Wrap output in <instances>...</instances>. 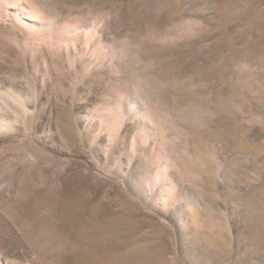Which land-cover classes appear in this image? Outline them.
Returning a JSON list of instances; mask_svg holds the SVG:
<instances>
[{"label":"rangeland","instance_id":"obj_1","mask_svg":"<svg viewBox=\"0 0 264 264\" xmlns=\"http://www.w3.org/2000/svg\"><path fill=\"white\" fill-rule=\"evenodd\" d=\"M16 6L0 1L6 262L264 264V0Z\"/></svg>","mask_w":264,"mask_h":264},{"label":"bare ground","instance_id":"obj_2","mask_svg":"<svg viewBox=\"0 0 264 264\" xmlns=\"http://www.w3.org/2000/svg\"><path fill=\"white\" fill-rule=\"evenodd\" d=\"M0 1H3V2H6L8 1L12 7H15L16 6V3H19L21 0H0ZM6 4V3H5ZM24 4V3H23ZM8 5V4H7ZM20 5V4H19ZM25 5V4H24ZM21 6V5H20ZM30 10L29 9H25L24 6H21V7H17L15 10H14V14L17 18H19V20L22 21V24L26 25L30 30L32 31H36L39 29V28H42L44 27V30L45 28L50 25L51 23L49 22V20L46 18L45 16V13L43 12H38L36 11V8L35 7H30L31 5H28ZM25 9V10H24ZM24 11H27L29 16L27 18V16H23V12ZM38 15V16H37ZM40 17V18H39ZM40 19V20H39ZM50 29V28H49ZM34 31V33H35ZM47 34V33H46ZM51 35V34H50ZM3 122V121H2ZM0 264H9L8 262H6V260L4 259V257L0 254Z\"/></svg>","mask_w":264,"mask_h":264}]
</instances>
